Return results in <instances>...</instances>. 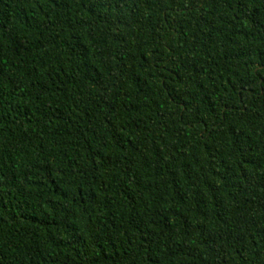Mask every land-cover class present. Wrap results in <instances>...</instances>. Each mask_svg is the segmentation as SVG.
<instances>
[{"label": "trees", "instance_id": "obj_1", "mask_svg": "<svg viewBox=\"0 0 264 264\" xmlns=\"http://www.w3.org/2000/svg\"><path fill=\"white\" fill-rule=\"evenodd\" d=\"M0 264H264V0H0Z\"/></svg>", "mask_w": 264, "mask_h": 264}]
</instances>
